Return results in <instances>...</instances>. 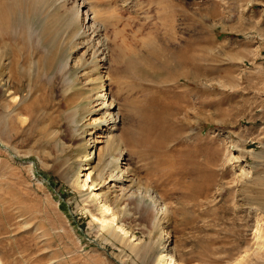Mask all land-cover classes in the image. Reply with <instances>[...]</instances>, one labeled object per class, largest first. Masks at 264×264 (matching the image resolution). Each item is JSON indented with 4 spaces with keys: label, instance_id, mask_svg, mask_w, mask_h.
I'll return each mask as SVG.
<instances>
[{
    "label": "rangeland",
    "instance_id": "374dc122",
    "mask_svg": "<svg viewBox=\"0 0 264 264\" xmlns=\"http://www.w3.org/2000/svg\"><path fill=\"white\" fill-rule=\"evenodd\" d=\"M168 255L264 264V0H0V264Z\"/></svg>",
    "mask_w": 264,
    "mask_h": 264
},
{
    "label": "bare ground",
    "instance_id": "6f19581e",
    "mask_svg": "<svg viewBox=\"0 0 264 264\" xmlns=\"http://www.w3.org/2000/svg\"><path fill=\"white\" fill-rule=\"evenodd\" d=\"M37 1V0H36ZM44 1V0H43ZM31 2V1H30ZM33 2V1H32ZM39 4V3H37ZM43 4V3H42ZM41 6V4H40ZM39 7V6H37ZM36 7V8H37ZM42 7V6H41ZM35 8V7H34ZM40 8V7H39ZM43 8V7H42ZM38 9H36L37 11ZM88 12V11H87ZM86 12V13H87ZM87 16H85V19L87 21H89L90 17L87 18ZM78 23V22H77ZM98 25V24H97ZM95 24H91V28L93 29L92 31L95 32V37L97 36L98 38H100V28H99V25L97 26ZM94 35V34H93ZM96 38V39H98ZM103 41V38L101 37L100 41ZM98 43V42H97ZM90 44V43H89ZM96 47V46H95ZM92 52V51H91ZM96 53V52H95ZM89 54V53H88ZM92 54V53H91ZM104 56V55H103ZM105 57V56H104ZM110 107L111 109H114L115 108V105H113L112 107V104H110ZM116 113L113 114V112H109V114L106 113V111L104 112V120L101 121L102 124H104L103 127H101V130H104V131H101V132H105V131H108L110 134H111V131H114V129H117L118 128V123L120 122V119L117 115H115ZM106 127V128H104ZM106 133H104L103 135H97V139H88L92 146L97 149L96 145L97 143L99 142H102V140H100V138H104V137H109L106 135ZM115 134H113L114 136ZM126 140L129 139V137H124ZM107 139V138H106ZM120 140V138H117ZM114 140V139H113ZM108 141V140H107ZM117 141V140H116ZM113 143V142H112ZM115 144V143H114ZM113 144V145H114ZM105 147V146H104ZM112 145L111 143L109 142L106 146V151L103 153L104 154V157H106V155L109 154L110 152V149H111ZM114 148V147H113ZM105 150V149H104ZM94 155V152H92V156ZM114 159V158H113ZM118 160V159H117ZM110 161L108 163H106V167H104V169H102V175H101V178H100V181L97 180V179H94L93 175L95 172L90 171L88 172L87 174L85 173V176L86 178L84 179V185H86L88 183V181H92V184H91V187L92 189L93 188H99V190L102 188V187H105V188H109L111 189L112 193H116V191H120L121 192V195H125L126 198L130 196V194H128L133 185H134V181H136V178L134 177V174L130 171L129 167H122V168H117V169H112L110 168ZM113 163V162H112ZM130 182L131 184L130 185H125L126 182ZM129 187V188H128ZM104 189V188H102ZM99 196V199H101V194L98 195ZM124 197V196H123ZM100 208L102 210V214H103V217L100 218L101 220V223L103 225L107 224H112L114 223V221L116 220V214H115V211L113 212L111 209V206L107 203V200H105L103 197L100 201ZM121 225H119L120 227ZM168 247V246H167ZM168 248L165 247L164 251H166ZM169 251V249L167 250ZM168 254V253H167ZM172 254V253H171ZM167 256V255H166ZM169 257V255H168ZM166 257V258H168ZM165 258V257H163ZM163 258H160L159 260H152L151 261V264H164L163 263ZM170 259V260H169ZM169 261L167 262V260L165 262H167L166 264H181L180 263V260L177 262V260L174 259V255L173 256H170L169 257ZM183 264V263H182Z\"/></svg>",
    "mask_w": 264,
    "mask_h": 264
}]
</instances>
